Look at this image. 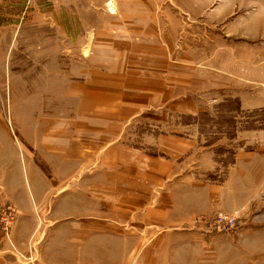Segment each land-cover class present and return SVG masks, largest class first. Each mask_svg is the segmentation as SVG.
Instances as JSON below:
<instances>
[{"label": "rangeland", "instance_id": "rangeland-1", "mask_svg": "<svg viewBox=\"0 0 264 264\" xmlns=\"http://www.w3.org/2000/svg\"><path fill=\"white\" fill-rule=\"evenodd\" d=\"M255 20L264 0H0V176L18 166L42 194L39 222L105 237L112 264H264L259 168L237 163L258 150L264 110L209 90L221 65L235 78L237 54L264 52L240 33ZM174 75L197 84L179 91ZM191 94L199 112L169 111ZM174 135L196 150L182 162Z\"/></svg>", "mask_w": 264, "mask_h": 264}, {"label": "crops", "instance_id": "crops-1", "mask_svg": "<svg viewBox=\"0 0 264 264\" xmlns=\"http://www.w3.org/2000/svg\"><path fill=\"white\" fill-rule=\"evenodd\" d=\"M253 22L255 25H253ZM248 21L241 30H246L243 37L247 34L259 40L260 37H264V24L262 21ZM247 25H249L247 27ZM250 50L244 51L240 57L239 54L236 56V66L238 70V76L230 78L229 66L221 65V85L217 88H209V90L222 89L228 91L230 94L236 95L240 100V108L244 111L264 110V52L260 53L258 48H249ZM253 52V53H252ZM246 53V54H245ZM248 53L251 58H248ZM165 75V74H164ZM211 75V74H210ZM188 78L187 82H183L179 79L175 80L177 76H173L172 82L177 83L179 91L182 87H191L190 85L197 84L196 78L193 75ZM209 76V75H208ZM232 76V75H231ZM164 78V76H162ZM165 79L160 81L161 85L158 87V92L151 88L152 98L156 100L162 97L163 100L159 101V108L166 107V98L164 93ZM187 83V84H186ZM181 88V89H180ZM197 89V87H195ZM176 90V89H174ZM179 93V92H178ZM156 94H158L156 96ZM94 96V94H93ZM95 97V96H94ZM147 101V96L145 97ZM188 99V98H187ZM190 109H185L183 98L173 103L170 112H184V113H197L198 101L197 96L191 94ZM187 101V100H185ZM126 106L129 107L130 100L125 102ZM128 109L123 108L120 113L125 114L128 118L134 117L135 111L140 109V102L134 100ZM189 107V105L187 106ZM184 110V111H183ZM166 114H170L169 112ZM122 118L124 115H121ZM117 127L121 123H116ZM113 127L116 125L111 124ZM89 125L79 126L85 131ZM173 141V152L171 156L177 157L178 162H182V159L187 157L192 151L191 148L187 149V140L179 136H172ZM261 138V139H260ZM259 147L256 153L250 154L245 150L237 152V163L246 164L247 169L241 170L236 168L237 171L241 170L239 176H244L250 169L252 164L257 162L259 168V182L261 183L262 197H264V132L260 137ZM168 144V142L166 141ZM209 151V150H208ZM197 155H201V152H197ZM209 154V153H207ZM211 157H206L207 160L212 161ZM209 154V155H210ZM201 159V158H200ZM181 160V161H180ZM175 162H165L167 166H175ZM183 166V164H180ZM3 164L0 165V173L4 172ZM5 173V172H4ZM14 178H7L0 176V207L5 204H11L17 207V222L13 230H11L10 239L6 237L0 228V264H112L113 250L110 245L105 241V237L102 240H97L94 235H80L78 230L70 234H65L59 228L55 226L56 223L44 224L39 222L37 217L38 200L42 197L41 192L36 190L29 191L27 187V178L20 174L18 166L14 169ZM77 207L73 210L76 211ZM264 211V204H263ZM56 227V228H54ZM57 228L59 230H57ZM57 230V231H56ZM108 240H111L108 238ZM107 244V245H106ZM108 246V247H107Z\"/></svg>", "mask_w": 264, "mask_h": 264}, {"label": "built area", "instance_id": "built-area-1", "mask_svg": "<svg viewBox=\"0 0 264 264\" xmlns=\"http://www.w3.org/2000/svg\"><path fill=\"white\" fill-rule=\"evenodd\" d=\"M4 211L3 213V216H6V219H2L1 217V227L3 226L4 227V231L8 229V226L9 224L12 222L13 218H15V211L9 207L7 208L6 210H2V212Z\"/></svg>", "mask_w": 264, "mask_h": 264}]
</instances>
